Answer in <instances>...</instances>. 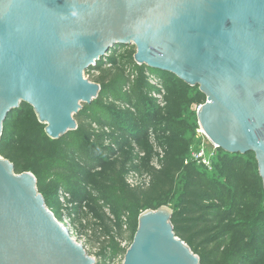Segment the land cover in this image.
I'll return each mask as SVG.
<instances>
[{
  "label": "water",
  "instance_id": "obj_1",
  "mask_svg": "<svg viewBox=\"0 0 264 264\" xmlns=\"http://www.w3.org/2000/svg\"><path fill=\"white\" fill-rule=\"evenodd\" d=\"M125 46L139 66L200 90L205 137L225 154H253L264 189V0H0V143L26 104L52 140L76 132L102 94L87 74ZM173 213L139 216L123 264H201ZM0 264H99L49 210L33 173L18 174L1 152Z\"/></svg>",
  "mask_w": 264,
  "mask_h": 264
},
{
  "label": "trees",
  "instance_id": "obj_2",
  "mask_svg": "<svg viewBox=\"0 0 264 264\" xmlns=\"http://www.w3.org/2000/svg\"><path fill=\"white\" fill-rule=\"evenodd\" d=\"M117 49L110 53L107 63L101 62L92 71L97 75L87 74L101 85L102 94L77 116L76 132L52 140L33 108L23 105L4 125L2 157L14 164L18 174L33 173L47 205L52 200V188L74 192L78 200H83L87 185L92 186L95 179L100 183L99 189L91 190L87 204L95 221L88 225L100 231L107 244L99 264L112 262L118 254L124 257L127 230L132 244L139 216L163 206L173 210L176 236L201 258V264H264V189L255 156L228 155L218 150L212 171L189 162L199 126L192 127L185 116L189 109L203 105L206 97L198 88L167 74L173 81L164 84L166 106L158 108L155 95L162 91L153 92L148 74L160 76L162 72L139 66L134 47H125L118 54ZM112 72H119L122 81L111 80ZM130 83H135L130 93L118 91ZM121 102L126 106H120ZM161 115L165 130L160 133L163 138L157 140L162 152L156 157L158 167L152 165V152L140 167H132L130 159L117 160L118 168L105 163L108 153L101 150L112 136L98 132L97 127H118L140 143L150 123ZM138 122L145 128L139 129L135 125ZM167 132L170 134L165 137ZM141 169L149 175V184L132 187L129 174ZM68 172L77 174L72 175V181L64 178ZM81 178L85 180L83 186Z\"/></svg>",
  "mask_w": 264,
  "mask_h": 264
},
{
  "label": "rangeland",
  "instance_id": "obj_3",
  "mask_svg": "<svg viewBox=\"0 0 264 264\" xmlns=\"http://www.w3.org/2000/svg\"><path fill=\"white\" fill-rule=\"evenodd\" d=\"M125 47L118 48L116 50L117 54L124 50ZM109 66L110 64L105 65L103 69L106 70L109 68ZM92 74L97 75L98 72L94 71L92 72ZM92 74H90V76ZM148 78L150 82V87L152 88L153 92H155L156 89L162 91L161 94L155 95V100H157L156 105L158 106V108L164 109L166 106V95L163 87L164 84L171 83L173 79L167 76V74L165 73H161L160 76H154L149 73ZM110 79L115 80L117 82L122 81V77L119 72H112ZM89 80L91 82H94L91 78H89ZM132 81H134L133 77ZM132 83L126 85L125 87H121L118 91L123 94L130 93L133 85L135 84ZM150 104L153 103L150 102ZM119 105L123 107L126 106V104L122 102ZM197 112L198 109L194 107L189 109V113L185 116V119L188 121L189 124H191L192 127L196 126V124H198L199 126V123L197 121ZM193 113V117H190V115H192ZM164 114L167 116V111H164ZM163 119L164 115L153 119V121L150 123V127H148L142 134L140 143L136 142L130 135L127 136L126 134H124V131L119 130L118 127H106L104 129L97 127L96 129L98 132L104 131L105 134L110 135V137L112 136L111 140L105 142L103 149L101 150L105 155H107L108 153L106 158H104V160H106L105 163L114 164V166L118 168V163H115L117 160L125 162L130 159L133 161V165H131L132 167H140L142 165V161L144 162L146 159H148V156H150V153L152 152L151 157L155 158L154 161H152V165L158 167V165L156 164L158 159L156 157L157 155L162 154V152L158 147L157 140H161V138H163L162 134L160 135L161 131L163 129L165 130V127L160 124ZM135 125L141 130L145 128V125H142L139 122ZM200 129V126L196 128L195 136H193L192 139L193 145L189 153V157L191 158H193V154H195V152L200 150L202 147L210 149L209 141L206 140L205 137H202V135L199 133ZM169 134L170 133L167 132L165 137H168ZM72 175L76 176L77 174H72L68 172L64 174V178H66V180L72 181ZM149 180V175L145 174L142 169L141 171L139 170V172H131L128 177V183L132 187L144 188L149 184ZM84 181L85 180L81 178L80 184L82 186L84 185ZM99 188L100 183L95 179L92 186L87 185L86 196L83 198V200H78L75 197L74 192H67L66 190L60 188H57L54 191V188H52V200H50L48 207L49 210L54 213L55 217L60 222V224L65 225L67 228L70 229L73 238L77 240V242L84 244L89 254L94 257L97 261L101 262L102 257L100 256V254L102 253V249L105 246L107 247V244L105 243L104 237L101 232L91 226L92 224H94L91 222L95 221L93 215L89 213L87 208V204L91 199V190H96ZM88 223H91V225H88ZM125 238L127 239L123 241V247L129 249L131 247V235L128 230L125 234ZM123 262V255L118 254L116 257H114V260L112 262H108L107 264H123Z\"/></svg>",
  "mask_w": 264,
  "mask_h": 264
},
{
  "label": "built area",
  "instance_id": "obj_4",
  "mask_svg": "<svg viewBox=\"0 0 264 264\" xmlns=\"http://www.w3.org/2000/svg\"><path fill=\"white\" fill-rule=\"evenodd\" d=\"M88 77L90 78V76H88ZM201 106H199V108H201ZM199 108H198V110H199ZM199 133L202 135V137H205V135L201 129L199 130ZM206 140H207V138H206ZM209 147H210V149H207L206 147H202L200 150L195 152V154H193V156H192L193 158L190 157L188 161L193 162V163H197V164L203 166L208 171H212L213 167H214L216 155L218 153V148L213 143H211L210 141H209Z\"/></svg>",
  "mask_w": 264,
  "mask_h": 264
}]
</instances>
